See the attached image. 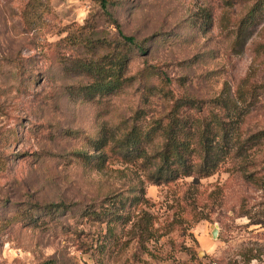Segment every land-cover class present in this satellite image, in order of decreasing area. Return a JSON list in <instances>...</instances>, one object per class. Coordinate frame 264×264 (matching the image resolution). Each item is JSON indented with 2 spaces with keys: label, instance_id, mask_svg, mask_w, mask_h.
<instances>
[{
  "label": "rangeland",
  "instance_id": "rangeland-1",
  "mask_svg": "<svg viewBox=\"0 0 264 264\" xmlns=\"http://www.w3.org/2000/svg\"><path fill=\"white\" fill-rule=\"evenodd\" d=\"M112 1L113 19L100 0H0V264H264V190L252 181L264 177V142L209 176L163 183L150 177L158 159L133 164L114 148L135 125H165L181 96L202 102L190 113L213 124L225 115L223 89L246 112L242 140L264 130V14L234 45L257 0ZM114 20L145 51L120 91L86 98L89 78L71 66L113 49ZM153 137L149 155L165 143L161 130ZM101 139L108 146L95 149ZM132 196L140 203L124 211L128 222L106 218L107 238L108 223L85 214ZM143 213L145 244L135 226Z\"/></svg>",
  "mask_w": 264,
  "mask_h": 264
},
{
  "label": "trees",
  "instance_id": "trees-1",
  "mask_svg": "<svg viewBox=\"0 0 264 264\" xmlns=\"http://www.w3.org/2000/svg\"><path fill=\"white\" fill-rule=\"evenodd\" d=\"M100 3L106 14L113 19V14L109 10L113 1L100 0ZM263 14L264 0H257L241 20L234 45H238L240 42L246 43L248 37L246 32L251 26L263 20ZM207 15L204 14V18H207ZM114 23L118 30V36L113 43V49L96 59L79 57L71 66L72 71L77 70L80 75L89 78L87 85L83 86L86 98L104 97L120 91L131 80L127 76V69L132 57L145 51L144 41L138 40L133 35L125 34L117 20H114ZM206 26H209V23ZM92 47L94 48V45ZM239 98L243 102L246 100L243 92L239 93ZM216 101L225 115L214 114L215 122L213 124H199V120L190 113L192 110L203 111L202 102L195 98L181 96L172 103L166 116L165 125L161 121H157L153 128L145 131L135 125L124 134L122 139L115 142L114 148L125 162L136 164L142 160L147 165L153 164V160L158 159V162H155V170L150 175L155 183L172 182L193 175L197 177L209 176L216 172L218 167L231 155L244 160L247 157L248 149H251L256 143L264 142V130L255 133L247 140H242L239 124L246 116L244 107L239 105V100L235 99L227 89L222 90ZM227 118H232L233 121L227 122ZM212 125H216V128ZM159 130L165 137L164 146L158 153L149 155L147 144L153 141V134ZM250 141H254V144L252 145ZM107 146L108 141L101 139L95 149L104 150ZM99 157V163L102 162L100 164L103 165L108 155L103 152ZM197 157L200 162L195 160ZM252 181L264 190V177H254ZM120 203L114 210H85V214L90 219L108 223L109 232L105 238L110 235V229H112L106 218L114 215L126 223L130 218L124 216V211L129 214L130 208L139 205L140 201L138 197L132 196L130 201L124 198L120 200ZM48 207L53 211H59L60 208L68 209V205L64 203H52ZM149 224V217L146 213H143V217L135 223V226L137 225L140 229V238L143 244L152 235Z\"/></svg>",
  "mask_w": 264,
  "mask_h": 264
},
{
  "label": "water",
  "instance_id": "water-1",
  "mask_svg": "<svg viewBox=\"0 0 264 264\" xmlns=\"http://www.w3.org/2000/svg\"><path fill=\"white\" fill-rule=\"evenodd\" d=\"M217 235H218V230L215 228V229L213 230V237L216 238Z\"/></svg>",
  "mask_w": 264,
  "mask_h": 264
}]
</instances>
